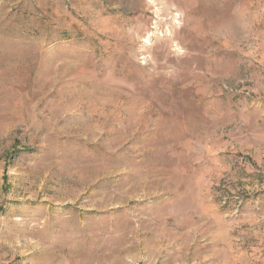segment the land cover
<instances>
[{
	"label": "rangeland",
	"instance_id": "obj_1",
	"mask_svg": "<svg viewBox=\"0 0 264 264\" xmlns=\"http://www.w3.org/2000/svg\"><path fill=\"white\" fill-rule=\"evenodd\" d=\"M0 264H264V0H0Z\"/></svg>",
	"mask_w": 264,
	"mask_h": 264
}]
</instances>
